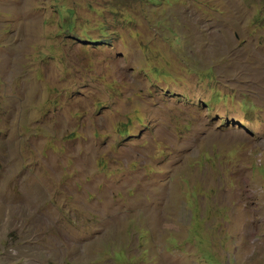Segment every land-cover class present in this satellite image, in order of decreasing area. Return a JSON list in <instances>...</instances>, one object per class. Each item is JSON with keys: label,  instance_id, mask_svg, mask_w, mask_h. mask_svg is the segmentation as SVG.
<instances>
[{"label": "rangeland", "instance_id": "1", "mask_svg": "<svg viewBox=\"0 0 264 264\" xmlns=\"http://www.w3.org/2000/svg\"><path fill=\"white\" fill-rule=\"evenodd\" d=\"M0 264H264V0H0Z\"/></svg>", "mask_w": 264, "mask_h": 264}]
</instances>
